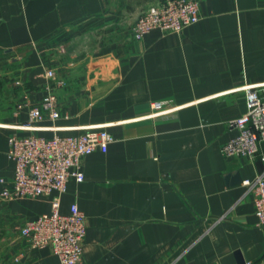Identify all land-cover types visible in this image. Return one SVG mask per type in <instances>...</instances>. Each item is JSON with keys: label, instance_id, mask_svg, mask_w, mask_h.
<instances>
[{"label": "crops", "instance_id": "obj_1", "mask_svg": "<svg viewBox=\"0 0 264 264\" xmlns=\"http://www.w3.org/2000/svg\"><path fill=\"white\" fill-rule=\"evenodd\" d=\"M198 1L201 19L183 32L137 40L134 23L160 0H0V264L59 261L20 233L52 212L54 194L1 195L14 184L10 135L91 127L115 140L83 158L85 178L70 179L60 204L86 214L81 264H264V224L244 184L264 171V142L255 159L223 152L245 87L264 96V0ZM49 88L60 116L22 129L19 105H39Z\"/></svg>", "mask_w": 264, "mask_h": 264}, {"label": "built area", "instance_id": "obj_2", "mask_svg": "<svg viewBox=\"0 0 264 264\" xmlns=\"http://www.w3.org/2000/svg\"><path fill=\"white\" fill-rule=\"evenodd\" d=\"M201 19L198 0H160L149 6L133 25L135 39L142 40L151 30L159 28L166 32L181 33ZM55 70H46V77L53 78ZM20 82H18L19 84ZM59 81V85L63 84ZM247 111L231 122L238 134L225 143L226 156H241L255 159L264 142V96L262 87L247 85ZM163 102L154 103L156 109ZM28 107V122L21 126L34 128V123L43 121L48 115L52 119L60 116L57 94L49 88L39 105L20 104ZM114 135L104 127H91L75 135L46 137L36 133L9 137V155L15 160L13 188H5L1 195L16 199L23 197L50 196L52 212L43 213L20 227V233L31 247L50 246L58 256V264H81L87 234L85 212L77 203L69 213L60 211L61 196L67 190L71 178L83 181L82 160L96 150L106 152ZM264 160V155L262 156ZM244 184L254 193L255 214L259 224H264V171Z\"/></svg>", "mask_w": 264, "mask_h": 264}, {"label": "rangeland", "instance_id": "obj_3", "mask_svg": "<svg viewBox=\"0 0 264 264\" xmlns=\"http://www.w3.org/2000/svg\"><path fill=\"white\" fill-rule=\"evenodd\" d=\"M0 98L2 99V107H5V105H7V102H8V100H7V95L6 94H0Z\"/></svg>", "mask_w": 264, "mask_h": 264}, {"label": "water", "instance_id": "obj_4", "mask_svg": "<svg viewBox=\"0 0 264 264\" xmlns=\"http://www.w3.org/2000/svg\"><path fill=\"white\" fill-rule=\"evenodd\" d=\"M237 179H238V180H242L240 177H238ZM237 179H235V180H237Z\"/></svg>", "mask_w": 264, "mask_h": 264}]
</instances>
